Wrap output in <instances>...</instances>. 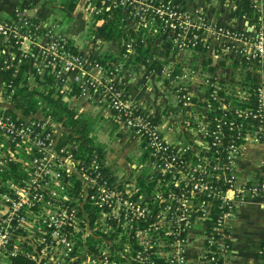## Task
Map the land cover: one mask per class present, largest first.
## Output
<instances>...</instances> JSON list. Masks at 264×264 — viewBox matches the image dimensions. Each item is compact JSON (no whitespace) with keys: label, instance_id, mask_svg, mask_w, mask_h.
Here are the masks:
<instances>
[{"label":"built area","instance_id":"built-area-1","mask_svg":"<svg viewBox=\"0 0 264 264\" xmlns=\"http://www.w3.org/2000/svg\"><path fill=\"white\" fill-rule=\"evenodd\" d=\"M84 4L102 25L113 21L120 28L121 58L137 56L139 40L150 42L152 47L169 44V51L183 54L203 52L211 38L227 37L231 41L225 46L226 52L235 56L241 67L242 61L235 52L238 49L248 65L246 75L249 74L250 81L241 83L240 77H233L228 83L221 80L212 85L206 103L193 109L199 139L190 137L188 143L173 141L163 133L160 121L148 108L142 107L147 109L146 114L137 112L141 106L132 101L125 88L121 61L92 59L77 51L61 24L34 22L27 15V8H17L11 17L0 18V70L11 69L14 76L21 75L28 87L31 67L37 72L44 70L52 78L58 97L78 88L87 99L105 105L120 128L144 141L149 150L148 164L153 167L147 181L159 184L147 192L138 181H134L133 187L123 186L113 181L111 174L108 178L96 149L85 153L76 139L60 145L55 131L45 120L26 121L13 110L8 113V109H0L1 175L10 173L14 165L23 172L13 156L20 143L26 140L31 143V158L23 168L26 176L17 179L22 181L21 187H10L13 197L2 194L0 264H12L19 255L34 259L35 264L52 263L48 260L51 252L41 249L38 257L40 252L30 254L17 249L14 240L23 230L30 207L55 203L56 193L50 190L53 184H60L66 191L63 199L66 204L70 201L71 206L55 212L49 219L50 232L41 233L40 239L44 246L52 240L61 249L65 248L62 264H69L71 259L65 230L73 225L67 224L74 222L75 213L82 215L85 204L104 208L102 214L111 219L122 217L132 234L139 237L147 235V229L159 231V226L168 225L162 232L166 242L158 238L150 249L142 247L130 260L131 264H160L159 260L164 264H184L185 250L179 243L197 220L205 223L208 259L217 264L234 216L237 194L248 191L264 200V170L256 182L244 187L236 184L235 174L245 143L264 139V0H247L245 11L250 13L247 21L256 28L250 41L244 40L235 29L213 24L199 11L189 10L182 0H84ZM88 67L100 71L101 77L86 75ZM76 68L84 71L73 80L69 73ZM252 68L259 70L258 77L252 76ZM5 95L11 101H18L17 84L13 80L5 81ZM178 98L187 108L194 106L191 96L182 88ZM76 175L89 187V192L80 193L78 204L69 196L72 186L68 183L75 181ZM5 178L13 181L8 176ZM229 190L235 192V198L228 196ZM157 246L170 248L173 253L158 254ZM262 256L260 264H264V248Z\"/></svg>","mask_w":264,"mask_h":264},{"label":"crops","instance_id":"crops-1","mask_svg":"<svg viewBox=\"0 0 264 264\" xmlns=\"http://www.w3.org/2000/svg\"><path fill=\"white\" fill-rule=\"evenodd\" d=\"M68 1L0 0V16L9 18L17 8L24 7L27 8L28 17L34 22L48 21L61 24L77 51L92 59L121 61L122 75L129 96L136 105L148 108L158 118L164 134L173 141H186L192 134L197 137L194 107L206 103L212 85L221 80L228 83L235 74L238 75L231 63H228L229 58L235 56L225 50L231 39L211 38L209 47L199 53L176 54L167 50L165 45H160L149 48V51L140 56L121 58L122 39L105 37L103 25L86 8L84 0H75V7L72 10L68 7ZM182 1L189 10L199 11L211 23L235 29L243 35L244 40L253 39L256 28L253 22L247 21V17L250 16L249 11H245L247 0ZM58 9L67 12L64 16H57ZM43 41H46L45 37ZM166 67L167 70L164 71ZM32 69L31 67L29 71V88L36 91L34 110L25 114L17 102L6 97L5 80L1 73L0 109L13 110L26 121L45 120L52 126L60 145L74 139L72 136H80L82 133L79 128L86 125L84 134L92 139L88 145L100 149L104 166L113 181H125L122 183L123 186L127 184L132 186L134 181L149 179L148 175L153 172V167L148 164L149 150L137 134L120 128L115 123L112 112L105 105L87 99L80 92H70L58 97L52 78H49L44 70L37 72ZM85 70L86 75L101 77L98 70L89 67ZM81 71L84 69H73L69 77L74 80ZM253 75L258 77L259 70L252 68ZM24 78L26 79L25 76ZM181 88L191 96L194 103L192 108H187L179 101L178 94ZM49 93L51 97L62 99L77 113L80 121L75 125H66L56 119L52 114V105L48 104L50 102L44 97L50 95ZM187 125H190L191 129H188ZM79 141L83 142V139ZM117 144L123 145V148L118 150ZM131 147L138 150L139 159L129 163L123 156H126ZM119 158L122 159L121 168L115 165ZM144 170H147V174H144ZM263 170L264 139L247 141L235 165L236 184L244 187L256 182ZM75 181L82 180L76 175ZM227 194L230 198H235L233 190H229ZM234 201L236 204L234 216L229 224L224 248L217 264H260L264 248V200L245 191L237 194ZM3 202V196L0 194V213L3 211ZM206 237L205 223L197 220L179 243V247L185 250L184 264H216L208 259Z\"/></svg>","mask_w":264,"mask_h":264},{"label":"rangeland","instance_id":"rangeland-1","mask_svg":"<svg viewBox=\"0 0 264 264\" xmlns=\"http://www.w3.org/2000/svg\"><path fill=\"white\" fill-rule=\"evenodd\" d=\"M66 12V10L58 9L56 15L64 16ZM119 29L120 28H117L113 34L117 36ZM235 52L242 61L241 67L238 60L234 58H229L228 63H231L235 73H238V75L235 74V78L240 77L238 79L241 81V83H249L250 80L247 79L249 74L246 75L247 71L249 70L247 68V64L242 60L243 57L241 56V53H239L238 49ZM242 71L244 74L241 75ZM46 101L48 102V100ZM48 104L51 105V103ZM25 105L27 104L25 103ZM187 126L188 129H191L189 128L190 125ZM191 137L194 138L195 141L199 139V137H196L194 134H192ZM190 139V137L186 138V143L190 142ZM30 146L31 143L28 140H26L24 143H20L17 147L15 156H13L16 159V163L19 164L20 170L23 172H19V170L16 169V165V167H12L10 173L4 174V176L0 174V194L13 197V194H11V191H9L10 187H21L19 186V183L22 181H18L17 179H22L26 176L27 172L26 170H23V168L27 163H29L31 158L29 153L31 150ZM116 148L121 150L123 145L117 144ZM119 153L122 154V152ZM123 158L125 160L127 159L129 163L135 160L137 161L139 159L138 150L136 151L131 147V149L127 151L126 156H123ZM121 160L122 159L119 158L118 163H115V165L119 168H121L122 165V163H120ZM143 172L144 174H147V170H144ZM7 176L13 181H7L5 178ZM71 180H73V177ZM116 182L123 183L125 181ZM68 183L70 187L72 186V188L69 189V196L76 200V204H78L77 199L81 197L80 193H84V191L89 192L88 184L85 181H81V183H84V185L81 184L80 186L77 185L76 181H69ZM138 183L142 186L144 192L152 190L159 185L157 181H138ZM51 188L50 190H53L52 192L56 193L55 203H52L51 205L39 203L35 208L34 206L30 207L25 214V220L22 225L23 230L18 232V235L15 237L14 241L17 249L30 254L34 253L35 251L40 252L41 249H46L48 252H51L50 256L48 255V260L52 262L51 264H62L61 261L65 260V248L61 249L62 246L58 244L56 245V243L52 240H50L49 243L44 246L42 240L40 239L42 235L41 233L50 232L48 223L49 219L54 216L55 212L58 209H66L67 207L71 206L70 201H68V204L64 202L66 199H63V197H65L66 191L62 189L60 184H53ZM83 201L84 199L80 200L82 203ZM82 212V215H77L76 213L74 214L72 218L74 222L71 221L69 224H67H72L73 226L70 227L73 228L68 230L67 226L65 230V233L68 236V241L71 245V251L69 250V254H71L69 257L71 258L69 264H131L130 260L135 257V253H139L141 251L142 247L150 249L151 245L158 241V238H160V240L163 242H166V239L162 235L163 230H166L168 227L166 224L159 226V231L147 229V235L139 237L132 234L131 229H128V222L122 217L119 220H114L108 215L102 214V212H105L104 208L99 209L96 206H91V204H85L83 206ZM148 242H150V244H148ZM48 247H51L52 249L55 247V250L49 251ZM157 247L159 248V246ZM157 250L158 249H156V251ZM172 253L173 252L171 249L167 247L164 249L159 248L158 250V254L165 256L171 255ZM40 254L41 252L38 254V257Z\"/></svg>","mask_w":264,"mask_h":264},{"label":"trees","instance_id":"trees-1","mask_svg":"<svg viewBox=\"0 0 264 264\" xmlns=\"http://www.w3.org/2000/svg\"><path fill=\"white\" fill-rule=\"evenodd\" d=\"M67 4H68V7H70V10H72L75 7V0H69ZM0 18H2V16ZM113 24H114L113 21L112 22H106L105 21L103 23V34L105 35L106 38H109V39L114 38V37L118 38V39H122V32L120 30H118L119 32L117 33V36L113 34L115 32V30L118 28L117 25H113ZM165 46H166L167 50H169L170 45L165 44ZM151 47H152V45L150 44V42L147 41V42L142 43L139 40L137 43L138 55L140 56V55H142V53H146L147 51H149V48H151ZM0 73L6 82L13 80L17 84V95H16V97L19 96V99L17 101L18 107L22 108L25 114H29L32 110H34V106H35L34 93L36 92L35 89L29 88L26 85L25 81H22L23 77L21 75L14 76L11 69H3V70L1 69ZM78 92H79V89L75 88L74 93H78ZM44 97H45V100H48V102L51 103L52 114L54 115V117L56 119L61 120L66 125H75L80 121V118L78 117L77 113L74 112L73 110H71L67 106V104L63 102L62 99L51 97V94L45 95ZM25 103L27 105H25ZM137 112L146 114L147 109H144L142 107H138ZM8 113H12V111L9 110ZM84 130H86V125H84V126L81 125V127L79 128V131H80V133H82L81 134L82 136L81 135L76 136V137L72 136L71 138H74L78 141L80 139H83V142L81 141V150L84 151L85 153L88 151L90 153L94 149H96V151L98 152V154L100 156V159H102V153L98 147H92V146L88 147V143L91 144L92 139H90L89 136L84 134ZM74 139H72V140H74ZM13 167H16V166L14 165ZM105 172L107 173V176L110 179V173L107 170H105ZM159 263L164 264V261L159 260ZM12 264H35V261H34V259L29 258L25 255H19L18 257H14Z\"/></svg>","mask_w":264,"mask_h":264}]
</instances>
